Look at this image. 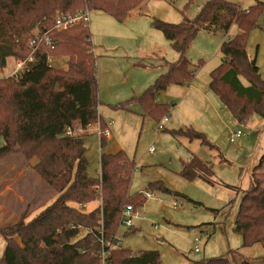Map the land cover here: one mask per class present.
<instances>
[{"label":"trees","instance_id":"trees-1","mask_svg":"<svg viewBox=\"0 0 264 264\" xmlns=\"http://www.w3.org/2000/svg\"><path fill=\"white\" fill-rule=\"evenodd\" d=\"M143 1L0 0V71L8 66L10 58L26 59L30 55L28 40L35 29L49 31L55 42L54 47L41 42L34 60L17 79L0 76V136L4 139L0 159L17 152L29 161L35 159L34 171L56 192L55 199L32 219L27 221L24 214L19 221L0 228L6 241L0 264H103V240L119 235L126 205L135 209L142 206L150 190L173 192L163 181L155 180L148 183L146 191L129 194L134 163L126 159L122 150L102 153L99 175L88 174L87 134L76 129L86 130L98 120L102 127L106 126L98 112L92 36L89 25L54 28L58 14L84 8L103 10L123 21ZM263 10V0H254L247 8L227 0H207L194 18L185 16L179 23L153 18V27L163 32L180 57L167 64L166 71L131 100L139 102L148 113H167L171 105L159 103L157 96L170 84L192 81V64L186 52L197 33H228L236 24L240 31L223 42V61L212 71L210 87L240 122L253 114L264 118V80L255 58L247 51L248 33L257 25ZM60 57L66 58V67L51 64L50 59ZM69 127L72 134L67 133ZM176 133L215 147L192 128H181ZM101 139L103 145L106 137ZM263 164L264 155L253 169L250 186L243 190L235 219L234 231L241 235L243 247L260 243L264 248V178L260 175ZM213 173L211 163L195 155L184 162L181 171L186 179L201 178L209 183L214 182ZM93 201H98V205L87 209ZM133 227L126 233L135 231ZM237 254V249H230L226 255L189 264H234ZM105 264L162 261L158 250L133 252L118 246L110 250ZM240 264H264V254L258 258L243 257Z\"/></svg>","mask_w":264,"mask_h":264},{"label":"rangeland","instance_id":"rangeland-1","mask_svg":"<svg viewBox=\"0 0 264 264\" xmlns=\"http://www.w3.org/2000/svg\"><path fill=\"white\" fill-rule=\"evenodd\" d=\"M227 1L243 8L254 3ZM206 2L144 0L123 21L99 9L88 13L98 75V112L112 124L111 135L103 145L95 131L100 120L78 131L87 134V171L90 176H98L101 154L122 150L126 159L134 163L129 194L146 191L148 183L155 180L179 193L149 189L153 195L136 208L135 231L126 233L129 228L122 225L118 233L121 247L133 252L158 250L162 264H189L226 255L230 249L240 253L234 264H240L243 257L264 254L260 243L243 247L241 235L234 231L243 190L250 186L249 171L264 155V118L253 114L240 122L210 87L211 73L223 61L221 46L227 33H197L186 52L192 64V84H170L157 96L159 103L171 105L167 113H148L139 102L131 100L153 84L166 71L167 64L180 57L163 32L153 27V18L179 23L185 16L196 17ZM237 30L233 24L229 32L235 35ZM247 51L255 58L264 80V10L248 33ZM14 60H8L0 76L10 72ZM51 64L66 67V58H53ZM240 79L248 84L245 77ZM166 116L168 120L164 122ZM161 123L164 129L158 130ZM181 128L201 132L215 147L177 134ZM238 129L244 134L231 142L232 132ZM3 143L0 136V148ZM9 155L0 159V228L19 221L24 214L27 221L32 219L56 197L54 189L34 171L35 159L29 161L18 152ZM192 155L211 163L214 182L182 176L184 162ZM260 175L264 178V164ZM97 205L98 201H93L87 209ZM5 245L0 235V255Z\"/></svg>","mask_w":264,"mask_h":264},{"label":"built area","instance_id":"built-area-1","mask_svg":"<svg viewBox=\"0 0 264 264\" xmlns=\"http://www.w3.org/2000/svg\"><path fill=\"white\" fill-rule=\"evenodd\" d=\"M88 8L80 9L74 13H60L57 15L55 19V24L54 28L57 30H65L68 29L74 25L78 24H83V25H89L88 21V13H89ZM44 42L47 45L54 47V40L52 39L51 35L49 34V31H45L42 33L39 29L34 30V36L31 37L28 40V45L32 49L30 55L26 59H16L13 62L12 68L10 72L7 74L9 76H12L14 78H18L23 71L28 67L29 63L34 60V52L36 51L37 46L41 43ZM50 61H53L50 59ZM168 120V117H164V122ZM106 126L102 127L101 125H98L95 129L96 133L99 134L101 137H108L111 135V130H110V125L112 124V121H105ZM90 125H88L87 128H89ZM86 128V129H87ZM164 129V125L161 123L158 126V130ZM84 131L81 128L76 129V132ZM68 134H72V129L69 127L67 129ZM243 131L238 129L231 134V142H235L238 138H240L243 135ZM150 151H153V148H150ZM147 196H151L152 194L146 193ZM137 211L133 207V205L128 204L126 205L123 213H122V219H121V225H125L127 228H130L134 226L133 224V219L137 216ZM105 245V250L102 252L101 257H102V262L105 264V257L110 253V250L113 249L114 247H118L121 245V237L119 235L115 236L112 240L110 241H104ZM196 251H199V248H195Z\"/></svg>","mask_w":264,"mask_h":264},{"label":"crops","instance_id":"crops-1","mask_svg":"<svg viewBox=\"0 0 264 264\" xmlns=\"http://www.w3.org/2000/svg\"><path fill=\"white\" fill-rule=\"evenodd\" d=\"M240 30H237V32H239ZM236 32V33H237ZM229 36V37H228ZM232 36H234V35H232V34H230V32H228L227 33V39L228 38H231ZM192 83L190 82L189 83V85H191ZM159 101V100H158ZM159 102H161V101H159ZM164 103V102H163ZM11 155H7V156H5L4 158H8V157H10ZM12 158V157H11ZM256 165L254 164V166L251 168V170L249 171V173H250V176H251V174L253 173V169H254V167H255ZM147 187V186H146ZM56 194V193H55ZM152 194V193H151ZM153 195V194H152ZM121 246V245H120ZM1 256V255H0Z\"/></svg>","mask_w":264,"mask_h":264}]
</instances>
